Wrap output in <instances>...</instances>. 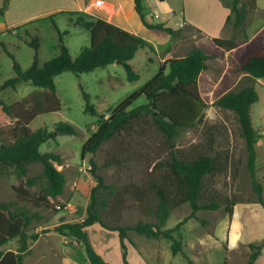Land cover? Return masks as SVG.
Here are the masks:
<instances>
[{"label": "trees", "instance_id": "obj_1", "mask_svg": "<svg viewBox=\"0 0 264 264\" xmlns=\"http://www.w3.org/2000/svg\"><path fill=\"white\" fill-rule=\"evenodd\" d=\"M9 0H2L0 14ZM134 8L142 23L148 28L160 29L170 35H177L180 29H174L164 23H150L144 13L142 0H133ZM256 9V0H232L230 14L226 18L229 22L233 17L234 28L244 29L247 16ZM70 16L69 22L73 27L84 29L90 33V45L83 47L77 56L73 57L63 42V35L67 31L59 32V53L46 60L42 65L38 61V36H31L28 45L34 50L31 65L22 70L13 59L15 75L0 85V91L5 88H15L21 82H29L36 87L54 92V77L63 72L75 75L89 72L97 67H104L112 63L121 64L127 74L128 81H135L138 74L129 61L142 48L151 46L141 37L131 34L120 27L99 18L82 12H62ZM200 31V30H199ZM205 42L197 43L182 57L168 58L162 62L158 71L145 82L138 90L127 95L117 103L109 115L97 120V126L87 137L81 147V156L95 153L103 144L108 145L105 152L104 166H123L130 160L145 159L147 172L142 186L133 183L123 187L106 184L104 177L95 171L96 164L90 160L91 173L96 184L90 191V200L86 214L82 220L64 222L54 227L60 234L69 235L81 241L86 249L90 264H106L102 257L89 244L85 228L95 222L108 230L119 232L120 244L123 248V262L128 264L125 255V238L128 231H134L148 238H164L171 242V250L176 254L182 250L181 226L187 220L194 218L199 210H217L221 206L230 215L232 207L237 202L234 196L228 197L215 191L213 188L205 190V177L214 176L222 170V163L205 152L176 148L174 141L182 128H191L202 119L206 106L204 99L197 93V80L207 68L206 61L210 57H217L212 49H233L227 65V73L231 76L249 74L254 78L264 77V25L258 28L253 37L247 41H234L217 37H207ZM209 46L212 48L209 51ZM229 81L222 80L213 91L215 104L223 109L232 111L238 120L239 134L244 142V151L247 158V168L252 178V186L257 200L262 201V185L256 177V150L257 133L254 129L251 108L258 101V94L253 86H245L238 91H227ZM85 99L86 113L96 116L97 112L89 103V96L82 90ZM143 95L147 102L129 108L138 96ZM30 97L24 98L18 104L8 105L0 97V120L14 113L18 119V109L28 107L36 101ZM31 104V105H32ZM30 105V106H31ZM28 112L23 122H29L38 109ZM19 107V108H18ZM58 105L49 111L58 110ZM48 112V111H46ZM157 130L163 139L162 157L151 159L147 154H140L133 145L122 138L126 136L132 140L134 135H144L147 129ZM76 127L69 122H56L52 129L37 128L13 140L0 143V165L14 166L19 175H25V164L39 161L42 164L46 185L40 202L48 198H56L63 193L65 176L58 170L54 162H60V156L54 152H40V145L48 140L56 141L59 134L76 135ZM196 152V153H195ZM206 191V192H205ZM150 194L146 196V194ZM105 194V196H104ZM131 195L134 206L144 216L154 218V221L138 220L131 225L120 224L121 212L128 206L126 196ZM106 196H110L107 199ZM189 203L191 212L172 228H165L170 211L181 204ZM6 202L0 201V264H25L23 259L29 253L26 239L29 235L26 228L33 219L38 218L37 212H28L25 208L11 211ZM120 212V213H119ZM32 238L36 234L30 235ZM13 238H17L16 252L5 251L3 246ZM256 250L251 252L247 264H253L258 256L260 246H251ZM190 264H193L190 261ZM223 264H226V260Z\"/></svg>", "mask_w": 264, "mask_h": 264}, {"label": "rangeland", "instance_id": "obj_2", "mask_svg": "<svg viewBox=\"0 0 264 264\" xmlns=\"http://www.w3.org/2000/svg\"><path fill=\"white\" fill-rule=\"evenodd\" d=\"M117 2L120 0H94L93 8L103 17L117 21L116 18H120L117 14L119 11L116 10ZM124 7L127 10L126 0ZM133 16L138 23V15ZM207 17L198 15L201 19H207ZM69 19L68 14H58L53 18L56 28L51 21L47 20L32 25L29 29L31 34L27 36L24 32L20 36L7 33L0 35V85L15 75L12 57L22 70L31 65L34 50L28 42L33 35L39 38V65L58 55L60 44L58 31L68 32L63 35V42L73 57L77 56L83 47H88L90 45L89 31L73 27ZM263 23L264 15L260 13L251 26L258 27ZM172 25H175V22H172ZM149 32L154 35L152 37L157 48L139 49L129 61L138 74L135 81L127 80L126 71L121 64L112 63L79 75L71 72L58 74L54 77V92L36 87L29 82H22L15 89L8 87L0 91V97L14 108V105L27 97L36 101L35 106L30 103L29 108L18 107V119L13 113L0 120V143L11 141L14 137L22 136L37 128L52 129L59 121L72 123L77 129L76 135L59 134L56 136V141L48 140L39 148L42 153L51 151L60 156V162H54L55 167L65 176L64 190L59 202L45 201L43 204L37 201L43 195L46 185L41 162L26 163L24 166L26 172L23 176L18 174L14 166L0 165V201L6 202L11 211L23 207L30 213L37 212L40 216L32 220L28 230L34 224L46 222L51 219V216H56L75 193L79 194L78 199L81 202L84 203L87 199L89 203L90 191L96 184V179L90 171L92 168L90 160L95 162V171L104 177L106 184L123 187L130 183L138 186L144 183L147 165L143 157L140 156L138 161L132 159L123 166L106 167L103 162L108 149L107 144H103L95 153H88L84 157L81 156V147L90 133L95 130L97 120L101 117L106 118L117 103L147 82L158 71L161 59L167 55H169L167 58L186 55L197 43L209 44L196 29L187 25L181 27L180 32L175 36L161 30L150 29ZM211 49L209 46V51ZM168 51L171 52L167 54ZM216 58L218 57H210L207 65L222 64L223 60L219 59L218 62ZM208 73L203 72L197 80V93L206 104L202 119L191 128H182L174 145L176 148L205 152L221 162L226 157V163H222L223 168L220 172L214 176L205 177L204 189L207 191L213 188L222 195L234 196L237 202L232 207L231 215L226 212L224 206L217 210L197 211L194 218L187 220L181 226L182 250L180 252L173 254L171 242L167 239L162 242L164 245L168 244V247L163 248L158 255H155L152 249L145 248L150 253L147 256L150 264H190V261L193 264H223L225 260L226 264H247L251 252L256 250L251 247L252 245L260 246L253 264H264V112H262L264 96H261V99L251 108L252 123L257 133L256 177L263 187V200L260 202L257 200L247 168L244 142L239 134L237 117L232 111L215 104L212 97L214 93H210V84H207ZM249 84L248 79L243 80L239 87ZM82 90L88 94L89 103L97 112L96 116L84 111L85 99ZM258 90L261 94V89L258 88ZM146 102V98L140 95L133 100L129 108ZM57 105L58 110L49 111ZM33 106V109H38L39 113L29 122H23L22 119L26 118L27 111ZM122 139L132 145L137 142L136 152L139 151L141 155L147 154L151 159L163 155L162 135L153 128L147 129L144 135L135 134L132 140L126 136ZM149 195V193L146 194V196ZM106 198L110 199V196ZM132 201L131 195L126 196L128 206L121 213L119 212L120 224L131 225L138 220L154 221V218L144 216L134 206H130ZM190 212L189 203L172 209L163 229L174 227ZM64 219L60 217V223L66 222ZM122 260L123 257L120 256V261Z\"/></svg>", "mask_w": 264, "mask_h": 264}, {"label": "crops", "instance_id": "obj_3", "mask_svg": "<svg viewBox=\"0 0 264 264\" xmlns=\"http://www.w3.org/2000/svg\"><path fill=\"white\" fill-rule=\"evenodd\" d=\"M0 0V5H1ZM94 0H9L0 14V35L4 33L14 36L30 35L29 29L41 21H51L55 26L53 18L62 12H82L88 15L98 16L121 29L144 39L151 47L157 48L150 29L160 30L146 27L139 15L137 14L133 0H120L116 4V10L119 11L117 21H113L109 17H103L93 8ZM232 0H142L144 13L150 23H164L174 29H181L184 25L190 26L203 36L217 37L222 39H232L234 41L250 40L255 31L264 25L254 27L251 24L261 14L264 15V0H256V9L247 16L244 29L234 28L233 17L226 22L227 16L230 14ZM137 14L139 22L137 23L133 15ZM194 15H196L194 17ZM198 15L208 16L207 19L198 18ZM150 18V19H149ZM156 18V19H154ZM175 22V25H172ZM177 22V23H176ZM174 26V27H173ZM200 30V31H199ZM163 31V30H161ZM37 36V35H33ZM218 55L216 61L222 59V64L208 66L203 72H209L208 85L210 93H213L218 84L227 77L229 81L227 91H238L243 87H239L243 80H249L248 86H253L258 94V101L264 96V77L254 78L249 74H241L231 76L227 73V65L232 56L233 49L223 50L212 49ZM168 51L167 54H169ZM179 55L176 57H182ZM169 55L160 62L167 60ZM208 61V60H207ZM206 61V64H207ZM225 61V62H224ZM202 72V73H203ZM200 74L199 78L201 77ZM198 78V80H199ZM22 83V82H21ZM20 84V83H19ZM247 86V85H245ZM244 86V87H245ZM17 87V86H16ZM15 87V88H16ZM12 88V89H15ZM261 89V94L258 92ZM201 91V88H200ZM257 101V102H258ZM264 112V111H262ZM17 120V119H16ZM77 193L71 195L67 205L56 216H51L48 221L38 222L30 226L26 233L29 235L26 239L27 249L29 253L24 256L25 264H90L84 244L77 238L60 234L54 230V227L60 224V217H64L66 222H74L82 220L86 214L87 203L78 199ZM61 195L56 198H48L50 202H59ZM40 203V201L37 199ZM42 205V204H41ZM56 207V206H55ZM54 214V213H53ZM170 216V215H169ZM40 217V216H39ZM43 218V217H42ZM40 223V224H39ZM31 224V223H30ZM87 238L91 247L98 253L106 264H124L122 258L123 248L120 244L119 232L108 230L95 222L85 228ZM36 234L35 238L30 235ZM166 239L148 238L134 231H128L125 238V255L128 264H150L147 260L148 253L145 248L152 249L155 255H158L163 248L168 247L162 241ZM17 238H13L4 245V250L16 252L18 249ZM157 257V256H156Z\"/></svg>", "mask_w": 264, "mask_h": 264}]
</instances>
